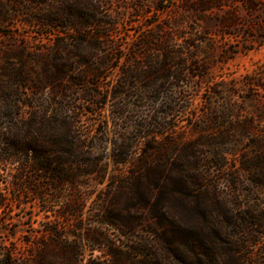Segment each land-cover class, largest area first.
<instances>
[{"label": "rangeland", "instance_id": "rangeland-1", "mask_svg": "<svg viewBox=\"0 0 264 264\" xmlns=\"http://www.w3.org/2000/svg\"><path fill=\"white\" fill-rule=\"evenodd\" d=\"M67 107L54 191L9 142ZM0 196L13 264H264V0H0Z\"/></svg>", "mask_w": 264, "mask_h": 264}, {"label": "trees", "instance_id": "trees-1", "mask_svg": "<svg viewBox=\"0 0 264 264\" xmlns=\"http://www.w3.org/2000/svg\"><path fill=\"white\" fill-rule=\"evenodd\" d=\"M58 45L55 44L47 52L55 51L54 48ZM158 47L160 48V46ZM53 79L52 76L47 75L46 80L48 82ZM67 83L74 84L75 82L70 79ZM70 93V91L65 90L63 95L66 96ZM118 96L125 97L126 92H115L113 98ZM69 111L71 109L67 107L64 109V115L56 112L50 119L40 118L38 112L33 113L28 122L16 123V133L9 142V147L13 150L8 156L10 163L25 162L26 165L34 169L35 173L43 175L48 188L54 191H57L64 184L73 183L74 179L81 174L75 168L86 161L82 143L77 139V125L68 116ZM115 163L121 165L124 162L119 156L115 159ZM146 165H144L145 168ZM146 169L148 170V167ZM17 175V178L15 177L17 184L14 189L20 191L25 189L27 176L24 171H19ZM35 196L41 197V193L35 191ZM0 197V208H2L6 203V198ZM50 234L55 235L56 231L51 230ZM8 260H0V264L5 263V261L8 262ZM36 262L39 264L40 258Z\"/></svg>", "mask_w": 264, "mask_h": 264}]
</instances>
